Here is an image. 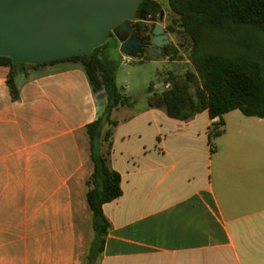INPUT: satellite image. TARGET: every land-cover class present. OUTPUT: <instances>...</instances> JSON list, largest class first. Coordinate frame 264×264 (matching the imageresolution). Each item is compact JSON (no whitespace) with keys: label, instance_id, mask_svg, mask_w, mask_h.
<instances>
[{"label":"crops","instance_id":"0c3cea01","mask_svg":"<svg viewBox=\"0 0 264 264\" xmlns=\"http://www.w3.org/2000/svg\"><path fill=\"white\" fill-rule=\"evenodd\" d=\"M9 73L0 66V264H86L87 126L107 95L82 64L59 61L18 72L14 101ZM133 107L114 111L101 146L122 196L103 207L98 264H264V144L251 138L264 119L225 114L212 142L220 118L207 111L181 121Z\"/></svg>","mask_w":264,"mask_h":264},{"label":"trees","instance_id":"16d2710c","mask_svg":"<svg viewBox=\"0 0 264 264\" xmlns=\"http://www.w3.org/2000/svg\"><path fill=\"white\" fill-rule=\"evenodd\" d=\"M168 2L177 18L167 26V31L179 32L189 38L191 43L187 51L193 69L183 78L173 76L168 82L169 87L150 97V105L164 108L170 118L181 121L207 111L211 119L220 118L214 128L215 137L222 135L225 125L222 118L230 112L239 110L246 117L264 119V0ZM139 11L147 15L161 14L163 7L158 0H144ZM106 45L89 54L61 60L82 64L94 92L107 95L104 114L87 126L94 170L86 182V198L92 214L94 239L86 264H98L111 228L103 211L104 205L122 196L121 175L109 167L101 146L108 144L109 150L112 147L111 139L118 126L112 118L114 111L134 105L118 87L117 67L100 55ZM166 57L172 61L182 60L174 44L167 47ZM56 62L59 61L48 64ZM45 65L0 56V66L10 69L7 84L14 101L20 99L15 85L16 74L27 66ZM153 89L151 87L150 92ZM107 126L109 129L105 130Z\"/></svg>","mask_w":264,"mask_h":264},{"label":"water","instance_id":"95a60500","mask_svg":"<svg viewBox=\"0 0 264 264\" xmlns=\"http://www.w3.org/2000/svg\"><path fill=\"white\" fill-rule=\"evenodd\" d=\"M144 0H0V56L48 64L86 55L112 31L126 27ZM147 18V21H150ZM153 57L166 56L170 36L162 26L150 34ZM120 53L138 57V42L120 40Z\"/></svg>","mask_w":264,"mask_h":264},{"label":"rangeland","instance_id":"374dc122","mask_svg":"<svg viewBox=\"0 0 264 264\" xmlns=\"http://www.w3.org/2000/svg\"><path fill=\"white\" fill-rule=\"evenodd\" d=\"M163 7V15L165 17L164 25L168 26L177 18L170 10L168 0H159ZM177 30H181L178 25ZM170 37L174 45L179 50L182 60L172 61L166 56L153 57L150 53L140 55L138 57H127L122 53L112 50L109 43L103 48L100 55L102 58L112 62L117 67V84L122 93L134 103L131 108L134 112H140L149 103V97L155 93H162L166 89L169 80L175 76L177 78L185 77L186 73L192 71V65L189 62V54L187 51L190 45V40L179 32L170 33ZM153 87V92H150ZM105 93V92H103ZM119 117V115H118ZM144 134L147 136L146 118H142ZM109 129V126L105 130ZM251 138L255 139L258 146L264 144V131L257 130L251 133ZM215 134L211 135V140L214 142ZM86 247H89L94 236L93 225L91 221L86 223Z\"/></svg>","mask_w":264,"mask_h":264},{"label":"flooded vegetation","instance_id":"af4514ba","mask_svg":"<svg viewBox=\"0 0 264 264\" xmlns=\"http://www.w3.org/2000/svg\"><path fill=\"white\" fill-rule=\"evenodd\" d=\"M147 18H150L151 20L147 21ZM164 22L165 17L163 15V12L161 14L147 15L145 14V12L141 13L138 10L135 18L127 22L125 28L119 31H112L106 43H109V46L116 48L114 51L120 53V46L122 45V42H120V40L127 41L129 39H133L134 41L138 42L139 56L150 53V49L152 48L150 34L156 26L164 27L166 33L170 36V33L167 31V26L164 25ZM170 41L172 44H174L171 37ZM168 46L163 48L164 52H166Z\"/></svg>","mask_w":264,"mask_h":264}]
</instances>
